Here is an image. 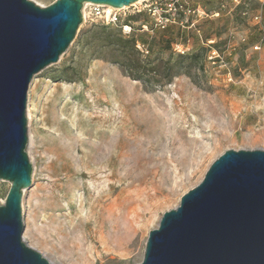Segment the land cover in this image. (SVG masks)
<instances>
[{
	"label": "rangeland",
	"instance_id": "rangeland-1",
	"mask_svg": "<svg viewBox=\"0 0 264 264\" xmlns=\"http://www.w3.org/2000/svg\"><path fill=\"white\" fill-rule=\"evenodd\" d=\"M85 11L29 86L23 239L52 264H140L218 157L264 149V0H144L117 24ZM103 27L137 39L132 76L93 40Z\"/></svg>",
	"mask_w": 264,
	"mask_h": 264
},
{
	"label": "water",
	"instance_id": "water-1",
	"mask_svg": "<svg viewBox=\"0 0 264 264\" xmlns=\"http://www.w3.org/2000/svg\"><path fill=\"white\" fill-rule=\"evenodd\" d=\"M138 0H0V264H52L23 239L22 198L32 185L27 101L34 76L61 59L86 3ZM140 264H264V149H230L165 212Z\"/></svg>",
	"mask_w": 264,
	"mask_h": 264
},
{
	"label": "trees",
	"instance_id": "trees-1",
	"mask_svg": "<svg viewBox=\"0 0 264 264\" xmlns=\"http://www.w3.org/2000/svg\"><path fill=\"white\" fill-rule=\"evenodd\" d=\"M92 37L99 46L109 47L113 53L122 56L123 59L118 60V63H121L125 73L132 76L134 69L143 67L137 58L140 52L136 47L137 39L134 36L127 38L121 31H107L103 27L100 31L95 32Z\"/></svg>",
	"mask_w": 264,
	"mask_h": 264
},
{
	"label": "built area",
	"instance_id": "built-area-1",
	"mask_svg": "<svg viewBox=\"0 0 264 264\" xmlns=\"http://www.w3.org/2000/svg\"><path fill=\"white\" fill-rule=\"evenodd\" d=\"M88 9L90 15L99 18L103 23L106 24H117L122 19L121 10L105 4H87L84 10ZM123 29L127 31L128 25H122Z\"/></svg>",
	"mask_w": 264,
	"mask_h": 264
},
{
	"label": "bare ground",
	"instance_id": "bare-ground-1",
	"mask_svg": "<svg viewBox=\"0 0 264 264\" xmlns=\"http://www.w3.org/2000/svg\"><path fill=\"white\" fill-rule=\"evenodd\" d=\"M144 0H138L137 2H135L134 4H138V3H141V2H143ZM87 4H89V3H86L85 5H84V7H83V14H84V16L86 17L87 15H86V11L84 10V8H86V6H87ZM109 6H111V5H109ZM111 7H113V6H111ZM127 6H125L124 8H126ZM114 8H116V7H114ZM117 9H122V8H117Z\"/></svg>",
	"mask_w": 264,
	"mask_h": 264
}]
</instances>
